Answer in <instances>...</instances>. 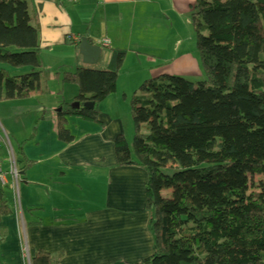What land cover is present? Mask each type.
I'll return each mask as SVG.
<instances>
[{
  "label": "trees",
  "instance_id": "obj_1",
  "mask_svg": "<svg viewBox=\"0 0 264 264\" xmlns=\"http://www.w3.org/2000/svg\"><path fill=\"white\" fill-rule=\"evenodd\" d=\"M192 24L206 82H145L128 99L131 145L113 142L116 166L146 175L152 253L141 264H264V185L253 181L264 177V0H194ZM39 44L26 0H0V64L29 71L0 72V102L46 94ZM123 57L112 52L105 71L54 74L76 88L71 104L79 106L60 105L59 142L73 141L67 118L96 123ZM8 209L0 206V217ZM50 263L42 252L30 256V264Z\"/></svg>",
  "mask_w": 264,
  "mask_h": 264
},
{
  "label": "crops",
  "instance_id": "obj_2",
  "mask_svg": "<svg viewBox=\"0 0 264 264\" xmlns=\"http://www.w3.org/2000/svg\"><path fill=\"white\" fill-rule=\"evenodd\" d=\"M63 5L53 0H26L28 21L38 31L39 45L46 31L53 41L48 45L60 46L61 36L53 28L63 19L71 31L63 36L64 45H71L66 42L68 36L85 38L96 47L107 40L108 47H99L95 63L103 69H88L107 70L112 52L124 48L120 41L126 49L153 48V32L161 22L156 18L159 0H81L71 8ZM63 14L67 17L61 18ZM85 14L93 19L82 24L80 18ZM78 44L71 45L74 71L87 68L81 66L85 65ZM148 56L153 58L151 50ZM40 61L43 69L44 61ZM0 72L29 71L0 64ZM50 74L45 80L43 72L40 77L45 95L0 102V134L19 163L15 192L8 177L0 188V206L9 207L8 214L0 217V264H30L31 254L37 251L49 256L50 264H141L152 253L146 175L135 168H118L113 146L116 137L124 136L121 115L129 117L131 95L115 93L106 99L99 106L96 123L79 120V133L69 131L73 141L63 144L56 137L54 119L65 103L64 94L72 103L77 91L56 79V72ZM0 159L5 174L3 149Z\"/></svg>",
  "mask_w": 264,
  "mask_h": 264
},
{
  "label": "rangeland",
  "instance_id": "obj_3",
  "mask_svg": "<svg viewBox=\"0 0 264 264\" xmlns=\"http://www.w3.org/2000/svg\"><path fill=\"white\" fill-rule=\"evenodd\" d=\"M159 2L160 8L157 10L160 14L156 18L161 22L158 29L153 32V48L143 46L139 50L131 46L126 49V43L120 41V45H124V48H121L122 50L120 51L124 57L122 66L117 74L118 81L115 93L118 97H121L123 92H128L130 93L129 95H132L138 92L145 82L157 80L162 76L179 78L192 84L206 82L196 50V35L192 24L194 0H159ZM63 6L65 8L72 7L67 4ZM62 17L67 16L63 14ZM82 18H80L82 24H87V21L93 19V17L87 14L82 16ZM54 26L56 30L53 28V31H56L61 36V44L60 46L48 45L52 44L53 41L45 31L44 41L40 45L39 56L40 59H43L45 65L43 68V80L48 78V75H51L50 73L56 72L60 74L63 71H74L71 70L74 62L73 48L71 45H64L62 43L63 36L66 33H71V31L68 32V23L63 19L59 20ZM131 42L133 43L134 41ZM112 49L111 47V51ZM150 50L153 58L152 56H148ZM64 66L67 68L64 69ZM81 66L96 70L103 69V66L100 64ZM70 88L71 90H76L74 87L70 86ZM64 95V102L72 108L74 105L71 104V101L67 100L68 94L65 93ZM121 119L123 122V137L131 145L133 136L131 121H129L130 119L126 114L124 118V113L121 115ZM78 124L79 119L67 118L66 129L77 135L80 128ZM14 128L16 132H19V126L14 125ZM144 131L145 127L142 126V133ZM253 181L255 184L264 185V177H255ZM161 197L167 199L169 192H163Z\"/></svg>",
  "mask_w": 264,
  "mask_h": 264
},
{
  "label": "built area",
  "instance_id": "obj_4",
  "mask_svg": "<svg viewBox=\"0 0 264 264\" xmlns=\"http://www.w3.org/2000/svg\"><path fill=\"white\" fill-rule=\"evenodd\" d=\"M53 1L58 3V4H67V5L74 6V5H77L81 0H53ZM66 42L74 45V44H78L80 42V39L74 38V37H68V38H66ZM98 45L101 48H107L108 47V41L103 40ZM1 149L4 150V156H5V163H6L7 171L4 174V172L2 170V161L0 159V188L5 187V185H6L5 177H8L14 185L13 186V190H14L13 192H15V189H16V186H17L18 180H19V172H18L16 165H15L14 155H13L10 147L6 143L4 134H2V135L0 134V150Z\"/></svg>",
  "mask_w": 264,
  "mask_h": 264
},
{
  "label": "water",
  "instance_id": "obj_5",
  "mask_svg": "<svg viewBox=\"0 0 264 264\" xmlns=\"http://www.w3.org/2000/svg\"><path fill=\"white\" fill-rule=\"evenodd\" d=\"M78 54L82 58V62L84 65L90 66L95 64L100 57V48L96 46L89 45L88 41L85 38L80 40L78 46ZM72 108L78 109V104H75ZM83 109L92 110L93 104H84ZM59 113L60 110H57ZM115 264H123V263H115Z\"/></svg>",
  "mask_w": 264,
  "mask_h": 264
}]
</instances>
